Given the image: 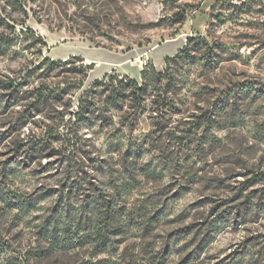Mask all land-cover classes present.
Instances as JSON below:
<instances>
[{
  "label": "rangeland",
  "instance_id": "obj_1",
  "mask_svg": "<svg viewBox=\"0 0 264 264\" xmlns=\"http://www.w3.org/2000/svg\"><path fill=\"white\" fill-rule=\"evenodd\" d=\"M86 15L85 36L124 55L120 71H162L189 36L218 46L169 70L175 113L163 132L150 112L122 121L107 110L105 125L64 113L103 75L93 65L75 88L42 61L95 47L64 29ZM25 27L50 44L27 53ZM242 84L264 93V0H0V264H264V95ZM41 87L61 98L41 102ZM100 195L114 203L105 251L90 238L56 248L78 218L97 227Z\"/></svg>",
  "mask_w": 264,
  "mask_h": 264
},
{
  "label": "trees",
  "instance_id": "obj_2",
  "mask_svg": "<svg viewBox=\"0 0 264 264\" xmlns=\"http://www.w3.org/2000/svg\"><path fill=\"white\" fill-rule=\"evenodd\" d=\"M33 16L38 23L43 22L36 12H33ZM82 21L83 24H81V28L64 26V29L71 36H79L84 41H91L95 47L113 50L109 46L101 45L99 42L93 41L89 37H86L85 34H89V16L86 15L83 17ZM61 27L63 26H55L56 30H60ZM25 28V32H27L25 34H31V36H33V43H28L26 46L27 53L30 54V50L34 44H39L40 47H47L45 40L41 36L37 35L30 28ZM49 29L50 31L54 30V28L50 27V25ZM217 47L218 46L215 43L211 44L205 38L189 36L187 37L186 44L183 48L179 49L175 55L164 58L165 67L162 71H158L153 66H148L149 63H147L139 73L140 81L128 75L116 76L106 73L102 76V79H95L92 82L90 88L85 90L84 93L78 98V107L76 111L70 113L69 109H66L64 113L68 114L69 119L72 117L74 120L79 121L88 119L89 115V122L93 119H98L102 125H105L110 124V122H112V118L103 116L101 119L100 115H105L104 112H108L109 110L121 112L119 119L122 121L126 119L128 114L135 115L136 113L143 114L150 112L152 113V124L156 128V132L161 133L167 127L164 125L165 123H163L167 119L166 116L168 114L172 115L175 113V110L172 107L173 101L167 89L169 88L168 86L172 85L176 79L169 72V70H172L171 68L177 64H180L181 61L183 62L185 60L194 59L195 57L192 55V52L199 53L201 59L205 61L210 60L214 49ZM42 65H45L44 69L47 70L60 68L61 70L74 75L75 81L73 84L75 88L81 87L83 81L87 78V75L93 66V64H87L85 60L78 55H70L64 60H54L49 57H44ZM32 72L33 71H30L29 73ZM2 87L4 89H9L10 87L18 89L19 84L8 82L3 83ZM239 89L244 92L254 91L257 96L264 95L263 89H259L258 87H254L249 84H242L240 85ZM39 96L42 99L41 102L45 103L56 100L57 98H61V95L49 90V87H41V89H39ZM99 103L100 105H98ZM129 109L131 110L130 113H128ZM97 112L101 113L98 115L96 114ZM94 114L96 115L94 116ZM32 150H35V147H33ZM99 198L101 199L100 204H102V206L100 207H102V213L99 221L96 223L98 224L97 227H95L94 222L90 217L86 218L89 220L87 222L80 220L81 218H78L77 224L74 225L76 227H74L73 230L65 228L60 231V233L64 235L61 240L59 238L51 240L56 244V248L68 250L73 246L81 245L82 242H88L90 238L94 242V247H96L98 251H105V248L108 245L107 237H109L110 233L114 230L112 229V222L114 221V203L109 199L103 198L102 195H100ZM84 209V213L88 212L89 203L86 202ZM89 223L94 225L91 227V229H89ZM74 230L75 234L71 238V234H73ZM82 230H87V233L86 235H81L80 237L78 236V232ZM90 231H93V233L89 235ZM57 234L59 235V233ZM85 264L98 263L89 262Z\"/></svg>",
  "mask_w": 264,
  "mask_h": 264
},
{
  "label": "crops",
  "instance_id": "obj_3",
  "mask_svg": "<svg viewBox=\"0 0 264 264\" xmlns=\"http://www.w3.org/2000/svg\"><path fill=\"white\" fill-rule=\"evenodd\" d=\"M61 32H55L53 34H60ZM47 44L49 43L48 39H45ZM71 46H65L61 51L49 52L48 57L52 59H63L68 57L69 55H78L82 57L85 62L92 63L93 69L89 73L93 75L92 78L97 75L101 76L106 73L116 72L128 75L132 78L139 76V71H131L125 72L120 71L121 64L126 61L124 59V55L121 53H117L105 48L101 47H86L84 42H78L76 46H74V50H70ZM124 59V60H122Z\"/></svg>",
  "mask_w": 264,
  "mask_h": 264
}]
</instances>
